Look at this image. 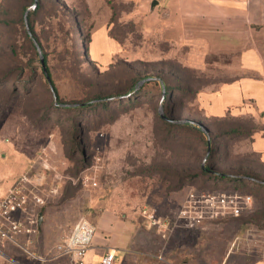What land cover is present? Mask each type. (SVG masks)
Returning a JSON list of instances; mask_svg holds the SVG:
<instances>
[{
    "label": "rangeland",
    "instance_id": "374dc122",
    "mask_svg": "<svg viewBox=\"0 0 264 264\" xmlns=\"http://www.w3.org/2000/svg\"><path fill=\"white\" fill-rule=\"evenodd\" d=\"M60 4L58 17L47 4L35 28L62 106H53L55 99L39 68L38 78L31 80L12 72L14 64L0 65V199L29 167L39 168L40 161L49 169L46 189L57 191L42 209L31 213L35 219L43 217L30 247L43 261L32 260L7 243L3 248L0 242V264H68L49 259L81 218L95 226L99 220L107 221L131 236L127 255L115 264H264V193L251 192L250 184L237 189L226 182L215 187L195 179L200 146L194 133L161 122V93L149 90L153 84L133 91L137 81L161 75L168 84L177 82L176 111L184 109L183 119L208 128L222 149L215 159L226 162L218 171L264 177L261 158L252 146L256 134L264 135L258 109L234 93L224 97L217 92L243 75H254L241 67L240 42L253 40L264 59V14L258 15L262 24L252 31L241 22L226 24L239 50L218 52L212 45V51H197V46L193 51L185 40L177 44L164 36L160 17L145 19V4L133 0ZM73 13L82 31L91 35L88 52L82 49L76 25L72 28L68 20ZM186 24L190 39L193 32L208 27L197 20ZM222 26L223 22L211 25ZM2 30L0 25V37ZM21 33L18 30L14 39L20 57L25 59L26 53L28 59L32 50ZM260 96L258 104L264 107ZM89 101L94 105L69 107ZM184 177L189 178L179 188ZM191 191L239 193L252 200L238 217L195 228L178 221L165 239L146 228L144 208L174 220Z\"/></svg>",
    "mask_w": 264,
    "mask_h": 264
},
{
    "label": "crops",
    "instance_id": "0c3cea01",
    "mask_svg": "<svg viewBox=\"0 0 264 264\" xmlns=\"http://www.w3.org/2000/svg\"><path fill=\"white\" fill-rule=\"evenodd\" d=\"M133 1L146 5L145 19L160 17L161 28H164V36L167 39L174 40L177 44L185 40V44H189L193 51H196L195 46L197 51L201 49H203L201 51H212V45L218 52L239 50L235 47L237 45L233 44L231 37L233 33L226 29V24L233 21L241 22L252 31L255 29L254 25L262 24L258 21L261 20L258 15L264 14V0H156L158 4L153 9L151 4L155 0ZM187 20H197L208 24V27L193 32V38L190 39L186 29ZM221 22L223 28L211 27ZM240 44L244 45L240 54L241 67L247 74L254 73V75H243L235 83L224 85L217 92L224 97L231 92L242 101H253L261 116V125L264 127V107L258 104L260 95L264 101V59L253 40L247 38L246 43L240 42ZM252 146L264 163V135L256 134ZM117 226L103 220L97 222L96 236L86 256V264H99L109 250L115 252V262L124 260L128 252L126 248L132 240L131 236L122 233Z\"/></svg>",
    "mask_w": 264,
    "mask_h": 264
},
{
    "label": "built area",
    "instance_id": "2783aa9c",
    "mask_svg": "<svg viewBox=\"0 0 264 264\" xmlns=\"http://www.w3.org/2000/svg\"><path fill=\"white\" fill-rule=\"evenodd\" d=\"M47 165L40 161V167H29L17 181L7 189L0 199V242L7 243L24 252L30 259L39 263L32 250L34 237L40 232L38 218L31 216L42 209L48 196L56 194L55 187L47 188ZM249 195L239 193H204L191 191L174 220L157 216L150 209L141 212L147 229L155 230L162 238H167L174 230L176 222L195 228L205 222L216 221L226 216L238 217L245 206L251 203ZM96 227L87 219H79L56 246L55 254L49 260H67L68 264H86ZM0 253L3 252L0 249ZM99 264H115V252L109 250Z\"/></svg>",
    "mask_w": 264,
    "mask_h": 264
},
{
    "label": "trees",
    "instance_id": "16d2710c",
    "mask_svg": "<svg viewBox=\"0 0 264 264\" xmlns=\"http://www.w3.org/2000/svg\"><path fill=\"white\" fill-rule=\"evenodd\" d=\"M46 3L53 8L52 11H50V13H53V17H58V15L61 14L62 5L60 4V0H16V3L2 0V4L0 5V25L3 27V30L0 37V52L2 55L0 58V65L3 64V66H7V64H14L15 67H12L14 68V71L12 72L18 71L19 76L23 75V78H29L31 80L35 79V77L38 78V72L36 69L39 68L46 85L50 87L55 99L53 106H62L58 90L52 80L51 71L48 66V57L35 28L37 17L39 13L44 12L47 6ZM26 13L27 21H25ZM68 20L72 24V28L76 25L82 49L84 52H88L91 35L82 31L74 13L68 16ZM18 30L22 32L21 36L23 40L29 44L32 50V53L28 55V59H26V53H24L25 59H22L18 52L16 39H14ZM38 48L40 49L41 54L38 52ZM35 62L38 63V67H33ZM27 69H30L29 73H26ZM9 75H5L4 79L7 80ZM150 84H153V87L149 90L157 92L158 89L161 93L159 107L164 113V116L161 115V122L170 129L191 131L199 141L200 164L198 165V172L195 173V179H201L204 181L208 180L215 187L221 185L223 182H226L227 185H231L237 189L246 186L245 184H250L252 186L250 189L251 192L257 191L258 193H264V177H261L260 175L247 174L241 171L233 174L229 171H218L221 166H225L226 162L224 163L223 160L221 162V160L218 161L215 159L218 150L222 151V149L220 146L216 145L208 128L194 122L192 119H183L186 114L184 109L176 111V106L173 104V90H175L174 87H176L177 82L172 81L171 84H168L167 80L161 75L160 79L147 78L137 81L133 91L137 90L140 86L145 88V86ZM177 87L179 88L180 86L178 85ZM93 105L94 103L89 101L81 104L74 103L69 107L79 109L81 106L91 107ZM259 164L264 166V163L261 160ZM188 178L189 177H184L180 179L178 187H183L185 183L183 180H187Z\"/></svg>",
    "mask_w": 264,
    "mask_h": 264
},
{
    "label": "water",
    "instance_id": "95a60500",
    "mask_svg": "<svg viewBox=\"0 0 264 264\" xmlns=\"http://www.w3.org/2000/svg\"><path fill=\"white\" fill-rule=\"evenodd\" d=\"M157 4H158V2H157L156 0L153 1L152 4H151V9H153ZM25 21H27V13H26V15H25ZM38 52L41 54V51H40L39 48H38ZM42 61H43V60H42ZM42 222H43V217L40 216V217L38 218V227H39V230H41Z\"/></svg>",
    "mask_w": 264,
    "mask_h": 264
}]
</instances>
